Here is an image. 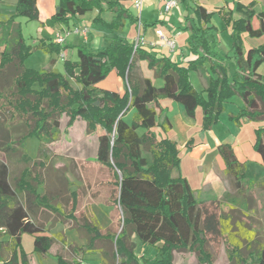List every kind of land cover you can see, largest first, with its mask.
<instances>
[{
	"label": "trees",
	"instance_id": "1",
	"mask_svg": "<svg viewBox=\"0 0 264 264\" xmlns=\"http://www.w3.org/2000/svg\"><path fill=\"white\" fill-rule=\"evenodd\" d=\"M127 1L132 0H59L52 20L68 26L76 16L96 10L92 25L104 26L112 34L124 28L127 21L141 22L124 6ZM192 10L197 25L192 26L189 44L195 59L179 62L141 46L135 48V41L117 35L104 48L79 46L76 60L66 58L65 73L54 68V60L49 69L36 70L25 65V58L34 47L26 43L18 18L39 20L37 0H18L15 11L0 20V264H30L22 245L26 233L34 236L33 251L39 256L49 253L55 242L32 216L34 206L55 207L40 192L43 177L28 166L34 158L27 152L26 141L37 137L38 155L46 156L48 146L61 137L63 115L69 117V126L79 117L84 119L89 133L98 126L104 129L98 137L95 162L111 175L109 184L115 188L111 204L120 210L122 230L102 234L97 225L86 226L87 244L73 248L80 258L71 261L58 255L57 264H81L87 253L95 251L99 240L116 246L109 264H117L118 257L120 264H140L132 237L151 245L162 243L160 256L148 260V264H175V251L194 252L199 262L215 264L208 245L216 236L228 240L231 253L240 258V264H264V245L258 243L256 231L235 213L231 194L225 195L231 204L228 212L222 210L225 201L197 198L189 180L181 174L178 141L170 137L159 139L153 130L163 112L160 98L180 103L192 117L201 106L206 130L219 121L225 103L236 94L245 102V108L232 119H264V75L257 71L264 62V43L245 51L242 38L245 32L261 36L264 23L254 29L251 20L255 12L242 4L236 8L239 18L223 13L226 23L232 26L233 43L222 56L219 29L211 24L212 13L202 5ZM107 13L112 15L109 20L105 18ZM48 47L64 51L72 46L52 41ZM142 60L162 80L161 86L143 76L139 65ZM214 60L231 61L235 68L232 78L211 77L207 88L197 90L190 81V72L206 62H211V69L216 71ZM112 70L125 82L123 93L99 87ZM131 109L135 114L130 122L124 116ZM163 125L166 130L172 126L167 117ZM254 147L264 163V128L257 129ZM218 151L226 174L239 191L264 187V179L248 176L246 163L239 160L232 144L222 143ZM14 159L27 166L12 181L10 162ZM72 194L71 216L78 203V193ZM235 224L239 232L234 230ZM243 249L247 250L246 258H251L249 263Z\"/></svg>",
	"mask_w": 264,
	"mask_h": 264
},
{
	"label": "rangeland",
	"instance_id": "2",
	"mask_svg": "<svg viewBox=\"0 0 264 264\" xmlns=\"http://www.w3.org/2000/svg\"><path fill=\"white\" fill-rule=\"evenodd\" d=\"M134 12L136 11L134 10ZM45 15L46 13L42 12L39 20H28L26 17L18 18L21 22L22 34L26 43L34 47V50L26 56L24 61L29 68L36 70L49 69L52 67V60H54V68L58 72L65 73L66 58L76 60L79 46L93 48V43L98 41L99 44L95 48H104L112 41V37H117L115 33L110 35L105 27L93 26L87 35V39H84V36L80 33H66L68 30L73 31L75 27L81 28L83 24H70L69 27L64 25V30L59 29L56 32V34L61 33L60 35L64 37V45L69 44L72 46L68 52L56 48H46V45L54 41L56 34H49V31L44 30V27H42L40 21L46 19ZM215 20L217 24L223 25L218 15H216ZM47 22L54 26L55 22L52 19ZM121 31L125 35L130 34L127 28ZM135 34L138 37L137 33ZM222 38L224 40L222 47L224 52L231 44L230 33L225 29L222 31ZM43 43H45V47H41ZM143 70L145 76L151 77L157 84L162 82L154 71L147 67L145 61L143 62ZM197 76V72L192 73L194 79ZM113 77L115 76L111 75L109 78H105L104 84H114L115 78ZM198 79L200 84L198 83L197 87L199 91H202L200 90L202 89L201 78L198 76ZM73 84L77 86L74 81ZM159 101L164 110L159 115V123L153 130L159 139L170 137L179 142L182 172L190 179L195 189L199 187L205 169H208L211 166L210 162L214 160V157H217L218 144L222 143H230L234 146L241 143L239 152L242 155L239 156L246 160L248 176L257 180L264 179V165L258 161L260 156L254 150L251 151V147L249 149L250 143L255 141L257 129L264 127V119L252 120L246 116L241 117L239 122L232 119V113L237 115L241 111L240 105L243 100L240 95H234L233 99L225 103V110L221 113L219 121L207 130L203 128L201 106L197 108L195 115L192 117L186 113L180 103L170 98H160ZM134 114L135 110L131 109L124 118L131 122ZM166 115L172 122V127L169 130H166L163 125ZM68 122L69 117L63 115L61 119V137L48 146L46 156L38 155L40 143L37 137H29L26 141L27 152L34 158L28 166L32 168L33 173L37 171L43 177L40 192L46 194L49 203L55 207L34 206L32 212L34 220L43 227L45 234L54 237L55 242L49 253L39 256L33 252V236L26 233L22 245L28 253L30 264H57V255H62L71 261L80 258L79 255L75 254L73 248L76 245L83 246L87 244L89 233L85 229L86 226L97 225L102 234L107 232L119 233L122 230V224L119 221L120 210L111 204L115 192V188L109 184L111 175L108 171L101 170L95 162L98 137L103 128L98 126V130L89 133L84 119L79 117L70 126ZM142 130L139 129L140 132ZM192 137L196 138L197 144L191 151L189 147H186V143ZM198 142L199 144L202 142L204 148L199 146ZM203 149H205V153H202ZM26 166V163L16 159L10 162L12 181L22 173ZM205 173L206 175L209 173V180L201 187V190L196 189V196L203 201H210V199L225 201L222 204V210L228 212L231 204L227 203L229 199L225 198V195L230 193L233 199L232 202H234L237 209L235 213L250 229L256 231L258 243L264 245V187L255 188L253 191L248 188L239 191L233 180L226 174L224 167L219 165L217 161ZM206 178H208V175ZM74 191L78 193V203L73 216H71L72 193ZM237 216L236 219H238ZM235 222L236 220H234ZM234 230L240 231L236 224ZM132 238L137 244L134 252L139 258L140 264H148V260L160 256L162 243L151 245L136 237ZM115 249L114 243L99 240L95 245V251L87 253L81 264H109L112 262L111 255ZM208 250L212 253L215 264H240V258L234 252V255H232V246L225 238L212 237ZM242 254L246 258L247 250L243 249ZM174 255L175 264H203L199 262L194 252L175 251ZM118 259L116 262L120 264V257ZM245 260L249 263L251 258L248 257Z\"/></svg>",
	"mask_w": 264,
	"mask_h": 264
},
{
	"label": "crops",
	"instance_id": "3",
	"mask_svg": "<svg viewBox=\"0 0 264 264\" xmlns=\"http://www.w3.org/2000/svg\"><path fill=\"white\" fill-rule=\"evenodd\" d=\"M17 1L18 0H0V20L7 18L9 15H11L15 11ZM58 1L59 0H37V6H38V10H39V19L42 16V12L46 13V15H45L46 19L43 21H40L41 25H42V27H44V30L47 29L49 31V34H51V35H55L59 29L64 30L63 24L54 23V26H53L47 22L48 20L52 19V16L56 11V6L58 4ZM238 4H242L245 7L248 6V8H251L254 10L255 14L251 20V23H252V26L254 29H259L261 27V24L264 23V0H185V1L178 0V7L174 11H172L170 14H164V1L163 0H143V6H142L141 11H139L134 6V0H132V1L124 2V6L129 7L131 12L135 16L140 17L141 22L140 23H130L129 21L126 22L124 28H127V30L130 31L129 35L128 34L125 35V33L123 31H121L124 28L117 30L114 33L117 34L119 37L125 39L126 41H130V42L135 41V39L137 38L135 33H137V35L141 36V38L144 40L143 44L141 45V48H143V49H145V50H147L153 54H157V55H163L164 54L166 56L171 57L172 59H174L176 61L185 63L189 60L196 58V54L192 52V50L190 49V44H189V38L192 34V26L197 25V19H195L194 15L192 14V11H193L192 8L195 6H198V5L199 6L202 5V6L207 8L208 12L212 13L211 24H213L215 27H217L219 29L218 38H219V43H220V54L223 56L227 52L230 51V49L232 47V43H233L232 26H231V24L226 23V21L223 17V13H226V14L231 13L232 14L231 16H233L234 18H239L240 14L236 10ZM134 10L136 12H134ZM96 15H97V11L93 10L91 12L86 13L83 16H76L75 18H73L71 20L70 24H72V25H78V24L82 25L83 24V26L87 25L89 27V32H90L92 30V27L95 26V25H92V20L94 19V17ZM216 15H218L220 20L222 21V24H223L222 26L219 25V23L217 24V22L215 20ZM111 16L112 15L110 13H107L105 15V18L109 20V19H111ZM70 24L68 25V27L70 26ZM102 27H104V26H102ZM222 27H224L223 29H225L226 31H228L230 33V37H231V44H230L229 48H227L226 51H224V52H223V48H222L223 43H224V40L222 38V31H223ZM159 29L162 30L167 36H173L178 31H181L180 36H178L176 38V40H177L176 51H172L168 46H165L160 42V38H158L157 34H156V31ZM120 31H121V33H119ZM66 33L70 34L71 31L68 30V31H66ZM114 33H112V34H114ZM59 34H61V33H57L56 36ZM102 34H105V33H102ZM112 34L110 33V35H112ZM87 37L88 36L84 37V39H87ZM242 38H243V42H244V46H245V51H247L253 47H259L260 45H262L264 43V33L261 36H251V35H249V33L245 32L242 34ZM152 42L155 43V46L151 45ZM98 44H99L98 41H95L93 43L94 46L92 49L97 47ZM95 49H97V48H95ZM66 50L68 52L69 48ZM144 61L147 63V67L149 68L148 62L146 60H142L139 62L143 76H145V73L143 70V62ZM213 63L216 67V71H213L211 69V65H212L211 62H206L203 66H200L197 70H192L190 72V81L197 90H199L197 87V84L199 83L198 76H199V78H201V82H202V89H200V90H204L205 88H207V86L209 84V80L211 77L216 78L219 75H227L230 78H232L234 71H235V68H234V65L231 61H227V62L225 61V62L219 63L216 60H214ZM257 71H258V73L264 75V62L258 67ZM193 72H197L198 76L196 77V79H194L192 77ZM154 73H155V71H154ZM111 75L115 76V77H113V78H115L113 81L114 84H108V85L104 84V80H105L104 79L103 81H101L99 83V87L101 89H107V90H112V91H117L119 93H123L125 91V88H126L125 82L117 74L116 70H112L110 72V74L108 75V78ZM155 75H156V73H155ZM146 77H149V76H146ZM206 77L208 78L207 81H206ZM149 78H151V77H149ZM153 82L158 86H161L163 83V82H161L160 84H157L154 80H153ZM231 99H233V97ZM241 105H240V107H241L240 110L245 108V102L242 101ZM160 107L162 108V110H164L163 107L161 106V102H160ZM157 109H159V108H157ZM231 115H236V114L232 113ZM166 117L168 118V120L170 121V123L172 125V122L169 119V117L167 115L165 116V118ZM262 128H264V127H262ZM102 130L103 131H100V135L105 132L104 129H102ZM255 141H256V138H255ZM255 141L253 143L252 142L250 143L251 146L249 145V149L251 147V151L254 150L256 153H258L254 147ZM189 142L192 143L191 146L188 145ZM200 143L201 144H199V142H198L199 146L203 147L204 144H202V142H200ZM196 144H197L196 138L192 137L186 143V147L187 148L189 147L192 151L193 147ZM219 145L220 144H218V146ZM240 145H241V143L239 145L237 144L236 146L233 145V147L235 149V152H236L239 160L246 163V160L239 156V155H242L241 152H239V146ZM178 147H179V142H178ZM179 150H180V148H179ZM202 153H205V149H203ZM259 156H260V157H258L259 163L264 165V163L262 162V158H261L260 154H259ZM181 161H182V159H181ZM215 161H217L218 164L223 166L225 169V163H224V161H223V159L220 156L219 151H218L217 157H214V160L212 162H210L211 166H209L208 169H205V172H206V170H210V168H212L214 166ZM180 171H181V174L184 175V173L182 172L181 166H180ZM205 172H204V175L202 177V181L199 184V187L196 189L201 190V187H203L206 184V181L209 180V173L207 174L208 178H206L207 175ZM185 177L190 182V179L187 176H185ZM190 184H191V182H190ZM191 186L193 187L192 184H191ZM193 189L195 190V194H196V189L194 187H193ZM24 237H25V234L23 235L22 241L24 240ZM33 240H34V236H33ZM39 264H43V263H39Z\"/></svg>",
	"mask_w": 264,
	"mask_h": 264
},
{
	"label": "built area",
	"instance_id": "4",
	"mask_svg": "<svg viewBox=\"0 0 264 264\" xmlns=\"http://www.w3.org/2000/svg\"><path fill=\"white\" fill-rule=\"evenodd\" d=\"M164 1V14H170L172 11H174L178 7V0H163ZM134 6L141 11L142 6H143V0H134ZM73 32L80 33L82 36L86 37L89 32L88 26H82L80 27H75ZM157 37L160 38V42L168 46L172 51H176L177 48V40L176 38L180 36L181 31H178L175 35L173 36H167L162 30H157L156 31ZM55 42L63 44L64 43V37L62 35H57ZM144 40L141 38V36H138L137 39L135 40V48L138 46H141L143 44ZM152 46H155V43H151Z\"/></svg>",
	"mask_w": 264,
	"mask_h": 264
}]
</instances>
